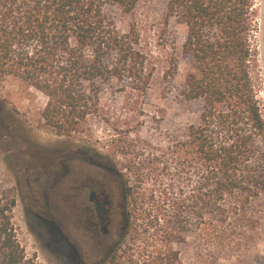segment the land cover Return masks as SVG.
Instances as JSON below:
<instances>
[{
  "label": "trees",
  "instance_id": "1",
  "mask_svg": "<svg viewBox=\"0 0 264 264\" xmlns=\"http://www.w3.org/2000/svg\"><path fill=\"white\" fill-rule=\"evenodd\" d=\"M256 3L168 0L167 20L185 27L182 53L194 68L180 99L201 105L199 123L184 141L172 142L167 160L157 155L162 166L139 175L135 185L124 181L132 209L123 233L135 227L136 239L128 247L122 239L100 264H184L175 245L185 243L193 226L206 242L222 245L264 194V114L253 79ZM138 4L0 0V74L47 98L42 129L71 137L86 132L91 116L111 123L99 96L114 81H132L139 94L147 90L153 71L141 32L134 25L120 31L110 14L131 16ZM8 209H0L1 264H25Z\"/></svg>",
  "mask_w": 264,
  "mask_h": 264
},
{
  "label": "rangeland",
  "instance_id": "2",
  "mask_svg": "<svg viewBox=\"0 0 264 264\" xmlns=\"http://www.w3.org/2000/svg\"><path fill=\"white\" fill-rule=\"evenodd\" d=\"M167 3L168 0H139L131 16L119 10L110 12L120 31L133 25L139 28L141 46L153 71L143 94L138 93L132 81H114L103 88L99 97L104 116L111 123H106L102 115L91 116L85 133L57 136L40 126L47 98L20 80L0 74V209L9 208L5 214L25 264H79L76 249L58 246L50 224L43 225L31 211L36 170L54 149L70 145L87 148L92 156L98 155L115 167L129 186L136 184L139 175H150L155 166H162L163 161L156 163L157 155L167 160L164 153L170 151L172 142L184 141L189 127L198 125L201 105L180 99L186 75L194 69L182 53L186 30L175 20H167ZM256 11L253 79L264 114V0H257ZM122 203L120 223L123 213L132 209L131 199L126 202L124 194ZM246 213V223L231 229L230 240L222 245L206 242L193 226L185 243L175 245L181 250L183 263L264 264V194L252 201ZM134 228L127 236L121 235L114 249L122 239L126 247L131 246L136 239ZM113 251L106 255L109 257ZM85 252L83 258L89 264L99 261L93 247L86 246ZM1 261L0 254V264Z\"/></svg>",
  "mask_w": 264,
  "mask_h": 264
},
{
  "label": "flooded vegetation",
  "instance_id": "3",
  "mask_svg": "<svg viewBox=\"0 0 264 264\" xmlns=\"http://www.w3.org/2000/svg\"><path fill=\"white\" fill-rule=\"evenodd\" d=\"M36 172L31 211L43 225L50 224L55 243L76 249L79 264H89L83 258L86 246L98 253L94 264L107 258L126 223L124 213L118 222L123 176L89 149L74 145L54 149Z\"/></svg>",
  "mask_w": 264,
  "mask_h": 264
}]
</instances>
